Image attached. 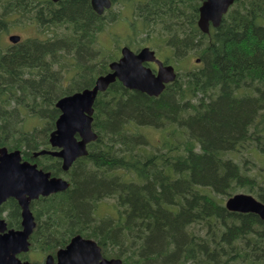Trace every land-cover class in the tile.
<instances>
[{
	"label": "trees",
	"instance_id": "1",
	"mask_svg": "<svg viewBox=\"0 0 264 264\" xmlns=\"http://www.w3.org/2000/svg\"><path fill=\"white\" fill-rule=\"evenodd\" d=\"M113 1L129 11L138 44L166 49L168 63L199 62L156 97L110 83L93 104L98 138L65 172L59 158L32 152L49 148L55 102L109 71L114 57L98 33L120 13L100 16L89 0H41L29 17L52 34L4 46L23 7L0 0V145L69 182L30 202V249L54 255L80 234L122 264H264V221L224 206L237 192L264 202V0H234L207 33L197 24L199 0ZM108 198L112 212L99 213ZM2 211L19 226L15 199Z\"/></svg>",
	"mask_w": 264,
	"mask_h": 264
},
{
	"label": "water",
	"instance_id": "2",
	"mask_svg": "<svg viewBox=\"0 0 264 264\" xmlns=\"http://www.w3.org/2000/svg\"><path fill=\"white\" fill-rule=\"evenodd\" d=\"M233 1L201 0L197 20L200 30L207 33L210 25L218 26ZM91 6L97 14H102L110 8L111 0H91ZM8 40L16 43L20 36L11 34ZM151 61L157 64L155 72L144 65V62ZM108 67L109 71L99 75L92 87L62 96L56 101L55 106L60 114L48 139L55 149H40L33 156L48 154L58 157L62 170L67 171L78 157L87 154V143L97 137L92 128V114L98 92L106 90L110 83L118 80L128 89L158 96L167 83L176 79L177 74L172 64L156 58L154 51L147 46L137 52L126 45L122 46L120 57L109 62ZM68 186L66 179L52 176L50 172L39 169L36 163L21 160L18 149L8 151L6 147H0V205L12 197L21 209L19 229L5 231V221L0 218V264H33L17 256L29 250V238L36 225L30 200L65 190ZM224 206L230 211L255 213L264 221V202L249 193L232 194L226 198ZM55 260L56 264H122L119 257H104L94 239L80 234L74 235L65 247L56 251ZM43 264H54L53 255L47 254Z\"/></svg>",
	"mask_w": 264,
	"mask_h": 264
},
{
	"label": "rangeland",
	"instance_id": "3",
	"mask_svg": "<svg viewBox=\"0 0 264 264\" xmlns=\"http://www.w3.org/2000/svg\"><path fill=\"white\" fill-rule=\"evenodd\" d=\"M121 2H117L112 7V11H110V14L113 13H120V18L117 21L110 22L106 27L104 28L102 33L98 34V39L100 40V45L103 48V50L106 52V58L108 55L113 56L114 58H117L119 56L120 47L124 45L125 43L132 42L134 45L133 47L138 49V46L140 44H148L149 42L143 43L139 41V45L135 40L141 39V35L132 33V30L128 24V21L131 17L129 14V11L125 10L126 8H122ZM23 17L19 22H11L7 31L2 37V43L4 46H12V44L7 39L8 35L11 34H18L22 38L32 37L39 34V29L35 27L33 23L25 24L24 25ZM136 38V39H135ZM98 46V44H97ZM167 48V47H165ZM166 50V49H165ZM163 50L160 52L159 57L163 59L165 55L167 54V50ZM104 52V53H105ZM195 56H189L186 60L185 59H179L174 61V65L176 67V70L178 73L185 72L188 68H192L195 66ZM105 58V57H104ZM108 63V61H107ZM160 132L156 130L151 131V135L153 137H157ZM259 160H264V156H258ZM113 209V200L108 198L99 204L98 212L103 213H109L112 212ZM45 254L34 252L33 250L26 253V257L28 260L32 262H43Z\"/></svg>",
	"mask_w": 264,
	"mask_h": 264
},
{
	"label": "flooded vegetation",
	"instance_id": "4",
	"mask_svg": "<svg viewBox=\"0 0 264 264\" xmlns=\"http://www.w3.org/2000/svg\"><path fill=\"white\" fill-rule=\"evenodd\" d=\"M48 1H50L51 3H52V5H55V4H58V3H60V2H62V1H64V0H57V1H53V0H48ZM113 1V0H112ZM41 2V0H21V4H22V9H23V14H22V17H23V21H25L24 22V25L25 24H29V23H33L34 25H35V27L36 28H39L38 27V24L40 25V27L41 28H43L44 30H43V33H41L40 35L38 34V35H35V36H32V37H27V38H24V39H22V41L23 42H25V40H32L33 38H35V39H37V41H39V40H42V39H44L45 37H46V35L44 34V33H48V31L50 30V27H47V25L46 24H43L42 22H40L38 19H34V18H30L29 16H30V14H31V11H32V9H36V8H41L42 9V5H39V3ZM89 4H90V7H91V9L93 10V8H92V6H91V0H89ZM94 11V10H93ZM108 11L109 10H107V11H104L102 14H98V15H103V14H106V13H108ZM43 12V11H42ZM95 12V11H94ZM96 13V12H95ZM97 14V13H96ZM102 21H104L105 23H106V21H105V19H103ZM45 25H46V27H45ZM46 31V32H45ZM49 35H51L52 33H48ZM42 38V39H41ZM68 49L71 51L72 49H73V42L69 45V47H68ZM70 54H72V55H74V53L73 52H71ZM69 54V55H70ZM68 55V56H69ZM156 57L158 58V59H160V57L158 56V55H156ZM95 58V57H94ZM160 60H162V61H164L163 59H160ZM103 61L104 62H106V60H105V58L104 57H102V63H103ZM165 63V62H164ZM146 65H148L150 68H151V70L152 71H156L157 70V64L154 62V61H151V62H147L146 63ZM11 150H13V149H11ZM9 151H10V149H9ZM20 154H21V160H27V161H30V162H33L32 160H29V159H25L24 158V156H23V154H22V152L20 151ZM32 157V156H31ZM32 159V158H31ZM39 198V197H38ZM9 199H12V197H9V198H7L5 201H3L2 203H1V205H0V208L2 207V205L4 204V203H6V201L7 200H9ZM13 199H15V198H13ZM37 199V198H36ZM16 200V199H15ZM32 200H35V199H31L30 200V202L32 201ZM16 202H17V200H16ZM17 204H18V202H17ZM18 206H19V204H18ZM29 206H30V203H29ZM19 209H20V206H19ZM31 209V208H30ZM0 218H2L4 221H5V224H6V229H5V231L6 230H9V229H19V228H21V209H20V219H19V226L17 225V223L14 225V226H12V225H10L9 224V222H8V220H7V215H6V211H2V212H0ZM35 218V217H34ZM101 248V247H100ZM24 252H20V253H18L17 254V256H18V258H21L22 260H24V259H26L25 257H24V254H23ZM101 253H102V251H101ZM103 255V254H102ZM46 256V255H45ZM44 256V257H45ZM104 256V255H103ZM53 257H54V264H56V260H55V254L53 255ZM105 257V256H104ZM43 261H44V259H43ZM43 262H34V264H42Z\"/></svg>",
	"mask_w": 264,
	"mask_h": 264
},
{
	"label": "bare ground",
	"instance_id": "5",
	"mask_svg": "<svg viewBox=\"0 0 264 264\" xmlns=\"http://www.w3.org/2000/svg\"><path fill=\"white\" fill-rule=\"evenodd\" d=\"M98 138V137H97ZM261 219V218H260Z\"/></svg>",
	"mask_w": 264,
	"mask_h": 264
}]
</instances>
